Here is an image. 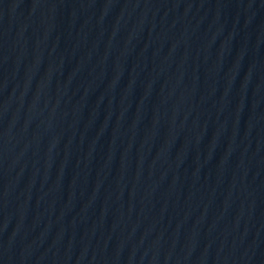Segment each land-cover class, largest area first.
I'll list each match as a JSON object with an SVG mask.
<instances>
[{
    "label": "water",
    "instance_id": "1",
    "mask_svg": "<svg viewBox=\"0 0 264 264\" xmlns=\"http://www.w3.org/2000/svg\"><path fill=\"white\" fill-rule=\"evenodd\" d=\"M0 264H264V0H0Z\"/></svg>",
    "mask_w": 264,
    "mask_h": 264
}]
</instances>
